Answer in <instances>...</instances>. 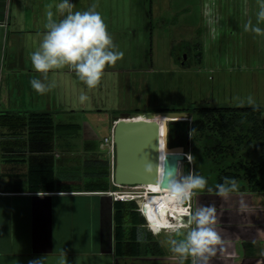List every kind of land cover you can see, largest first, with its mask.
<instances>
[{"label": "crops", "instance_id": "crops-1", "mask_svg": "<svg viewBox=\"0 0 264 264\" xmlns=\"http://www.w3.org/2000/svg\"><path fill=\"white\" fill-rule=\"evenodd\" d=\"M57 2L0 0V111L15 115L48 112L55 122L80 124L78 133L73 136H54L52 149L47 152L29 148L26 126L0 125V264H28L29 260L44 255V264H180L177 254L170 251L169 239L181 238L168 230H163L166 236H160L162 231L153 233L137 207L139 222L133 216L128 218L123 233L130 238L136 222L140 242L156 243L153 251L149 245L136 253L134 242H128L130 239H126L129 244L125 251L116 247V200L108 192L112 187L93 189L91 184L97 178L113 184L111 174L95 175L105 170V164L108 171L113 170L110 155L102 150L101 142L110 134L116 115L134 112L114 107L109 113V131L102 138L84 117L91 107L86 98L80 99L81 93L86 97L90 91L95 98L101 81H106L110 75L120 78L124 71L116 63L105 66L104 75L93 88H88L67 65L50 69L46 75L32 67L29 53L38 47L45 31L49 5L55 18H59ZM102 2L72 0L73 11L86 10L93 4L99 11ZM101 15L115 50L126 51L127 34L123 36V33L135 35L132 22L130 26L125 22L117 27ZM142 40L139 44L145 48L144 37ZM143 55V61H149V55ZM129 57L123 53L119 59ZM34 76L45 83L55 81V84L46 92L38 93L30 84ZM116 81L118 84L119 79ZM114 110H118L116 115ZM141 111L151 110L135 112ZM75 117L79 119H72ZM44 160L52 162V178L30 176V166ZM38 181L46 186H40ZM192 202L193 212L203 207L213 208L214 227L222 238V246H217L208 264H264V190L240 187L220 195L216 187H205L193 190ZM156 218L157 215L151 220ZM163 221L166 224L165 218ZM191 261L192 257H188L183 264H191Z\"/></svg>", "mask_w": 264, "mask_h": 264}, {"label": "rangeland", "instance_id": "rangeland-1", "mask_svg": "<svg viewBox=\"0 0 264 264\" xmlns=\"http://www.w3.org/2000/svg\"><path fill=\"white\" fill-rule=\"evenodd\" d=\"M102 4L99 12L106 20H112L117 27L125 22L130 26L132 22L136 33L134 36L123 33L127 34L124 41L127 49L122 52L130 57L115 62L124 71L120 78L110 75L101 81L95 98L87 92L86 102L91 110L84 117L94 125L100 138L108 133L109 113L116 106L132 112L244 106L251 105L249 98L255 105L264 106V32L244 29L249 21L264 29V20L258 22L256 16L259 0H103ZM143 37L145 48L139 44ZM184 52L182 64L180 55ZM145 53L149 55L147 62L142 59ZM131 57L134 58L130 60ZM134 64L137 67H132ZM188 116L193 121L197 118L189 112ZM261 116L260 129L264 132V112ZM206 132V127L203 131L192 130V141L185 151L191 150L192 167L194 164L195 173L207 178L206 187H214L216 170L204 164L201 155ZM237 136V131L230 132L224 141L234 146L233 155L254 145L255 151L246 160L264 156V136L247 132L241 135L239 143ZM215 142L216 139L210 138L209 145ZM210 159L216 160L212 156ZM190 164L187 157L182 160L178 175L190 173ZM262 169L264 177V164ZM235 182L236 188L248 185L247 179ZM184 231L175 235L182 239ZM160 236H166L165 232H160Z\"/></svg>", "mask_w": 264, "mask_h": 264}, {"label": "clouds", "instance_id": "clouds-1", "mask_svg": "<svg viewBox=\"0 0 264 264\" xmlns=\"http://www.w3.org/2000/svg\"><path fill=\"white\" fill-rule=\"evenodd\" d=\"M259 3V11L256 13L258 22L264 20V0H259ZM55 8L59 18H55L52 5H49L45 13V31L38 47L29 53L32 67L46 75L50 69L67 65L88 88H93L104 75L105 66L114 64L123 56V52L114 50L115 45L107 25L101 13L95 10L94 4L86 10L73 11L72 0H58ZM249 28L255 33L264 32V29L252 25L250 21L244 24L245 30ZM30 84L38 93H44L54 86L55 81L45 83L34 76ZM85 98V94L81 93L80 99ZM248 103L256 107L251 98ZM206 185L207 178L203 175L191 172L185 175L170 173L167 190L174 199L183 202L193 194V190L204 189ZM236 187L235 180L228 179L227 184L218 183L216 191L224 195ZM215 219L213 208L208 206L193 212L187 222L176 219L159 227L149 222L147 227L153 233L163 228L180 234L182 229H187L182 239H169L170 251L177 254L180 264L188 257H192L191 264H208L216 254L217 246L223 243L214 227ZM140 238L138 235L137 239ZM44 260L45 255L29 260L28 264H44Z\"/></svg>", "mask_w": 264, "mask_h": 264}, {"label": "trees", "instance_id": "trees-1", "mask_svg": "<svg viewBox=\"0 0 264 264\" xmlns=\"http://www.w3.org/2000/svg\"><path fill=\"white\" fill-rule=\"evenodd\" d=\"M176 110H184L189 112L190 116L195 115L197 118L195 120L189 119H177L171 120L169 122V132H168V144L170 146L174 145H184L186 146L189 141H192V130L203 131L205 127L208 132L205 133L206 141L203 142L202 161L204 164L212 166L216 170L214 174L213 181L214 187L218 183H228V179L241 181L248 180L246 187L251 190H264V180H263V169L264 156L259 160H246V157L250 152L255 151L254 145H249L247 149L240 152L239 155H233L234 146L232 144H224L227 136L230 132H238V143L241 140V135L245 136L247 132L254 133L257 137H263L264 132L260 129L261 123L263 122L262 113L264 112V106L256 105H244V106H194V107H184L178 108ZM149 112L155 117L163 116L169 120L170 116H165L157 114L155 111H141ZM114 113H118V110H114ZM140 113V112H138ZM117 117V115L115 116ZM182 118V117H180ZM6 124L10 128H17L26 126L27 127V139L29 142V148L33 151L47 152L52 149V143L54 136H73L78 133L80 129V124L77 122H55L52 115L48 112H31L27 115H15L8 114L6 112L0 111V125ZM210 138L216 139L213 145H209ZM192 147V145H191ZM233 156H232V155ZM190 155L192 162L193 155L190 150ZM211 155L216 160L211 161ZM232 157H229V156ZM181 160L178 161L180 164ZM189 165L188 162H186ZM181 166V165H180ZM52 162L41 161L38 164L30 166V176L36 174L39 178H52ZM196 167L193 164V173H195ZM261 172V173H259ZM111 172L106 169L103 171H97L95 175L100 176H110ZM228 178V179H226ZM40 182V186H46L43 182ZM115 187L113 184H109L106 179L101 181L100 178L94 180L91 184L93 189H103L108 190V187ZM210 187V186H207ZM111 189V188H110ZM137 204L134 200H116L115 201V238L116 247L120 250L126 248V244H135V252L140 253L143 248L150 245L153 251L154 243L140 242L138 240L137 226L139 218L137 214L139 211L136 209ZM135 217L134 224L132 225L133 233L130 238L126 237L123 233L124 225L126 224L128 218ZM150 232V231H149ZM151 233V232H150ZM126 239H130L126 242ZM157 252V251H156ZM162 252V250H161Z\"/></svg>", "mask_w": 264, "mask_h": 264}, {"label": "water", "instance_id": "water-1", "mask_svg": "<svg viewBox=\"0 0 264 264\" xmlns=\"http://www.w3.org/2000/svg\"><path fill=\"white\" fill-rule=\"evenodd\" d=\"M185 57V55H184ZM169 120L119 116L113 126L115 184H150L167 187L169 174L178 175L179 160L186 158L184 145L168 144L169 122L189 119L184 110H157ZM182 117V118H180ZM161 129V130H160ZM161 131V133H160ZM189 142V138L187 140ZM165 209V213H166Z\"/></svg>", "mask_w": 264, "mask_h": 264}, {"label": "built area", "instance_id": "built-area-1", "mask_svg": "<svg viewBox=\"0 0 264 264\" xmlns=\"http://www.w3.org/2000/svg\"><path fill=\"white\" fill-rule=\"evenodd\" d=\"M135 113H138V112H134V113H131V114H135ZM131 114H129V115H131ZM119 116H122V115H119ZM119 116H117V117H115L113 119V122H112V125H111L110 134L105 136L103 141L101 142V146L103 148L105 147L107 152L109 153L112 163H113V160H114V153H115L114 142H113V126H114V123L117 121V118ZM186 157L191 163L190 167H191V173H192L193 167H192L191 155L186 152ZM111 179H112V183L115 186V188L108 190V192L113 196V198L115 200H134L136 202V204H137V208L141 211V213L145 217L146 225L149 222H151V220H149L147 211H145V206H146L145 204H146V200H147L146 195H145V192H146L145 190H147V189H145L143 187L139 188L138 185H140V184H132V185L115 184L114 180H113L112 173H111ZM1 192H2V190L0 189V193ZM138 196L140 198H138ZM141 199L144 200L142 203L139 201ZM182 204L184 205V208L187 211L186 213H184L185 217L182 219V221L187 222L188 219H189V216L194 211L193 202H192V195L190 197H188L186 200H184L182 202ZM160 215L161 214H159L158 217H161ZM162 217L167 218L169 221L176 220L174 214H172V212L170 210H169V212H166V213L163 212V216ZM163 230H166V229L161 228L160 231H163Z\"/></svg>", "mask_w": 264, "mask_h": 264}, {"label": "bare ground", "instance_id": "bare-ground-1", "mask_svg": "<svg viewBox=\"0 0 264 264\" xmlns=\"http://www.w3.org/2000/svg\"><path fill=\"white\" fill-rule=\"evenodd\" d=\"M143 113L150 114L149 112H140V113H135L131 115L127 114L125 117L152 118L150 116L142 115ZM154 119L158 122L163 119L167 120V118L163 116H159L157 118L154 117ZM159 123L161 124V121ZM138 187L139 188L143 187L147 189L145 190L146 191L145 195L147 198L146 204H145L146 205L145 211H147L148 213L149 220H151L152 218H154L155 215H157V218L154 221L151 220V223L155 227H159L160 225H162V222L164 223L163 219L165 217H162V216H163V212H165V209L167 210L166 212H169L170 210L172 214H174L176 219L182 220L185 217L184 213H186L187 211L184 208V205L179 199H174L173 196L169 194L167 187H162L159 182H154V183L145 184V185L140 184L138 185ZM138 198L140 197L138 196ZM139 201L142 203L144 200L141 199ZM159 214H161L160 215L161 217H158ZM165 219L167 220L166 223H168L169 220L167 218Z\"/></svg>", "mask_w": 264, "mask_h": 264}, {"label": "flooded vegetation", "instance_id": "flooded-vegetation-1", "mask_svg": "<svg viewBox=\"0 0 264 264\" xmlns=\"http://www.w3.org/2000/svg\"><path fill=\"white\" fill-rule=\"evenodd\" d=\"M184 55H186L185 52L180 55V61L182 64L184 63Z\"/></svg>", "mask_w": 264, "mask_h": 264}]
</instances>
